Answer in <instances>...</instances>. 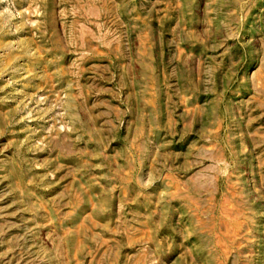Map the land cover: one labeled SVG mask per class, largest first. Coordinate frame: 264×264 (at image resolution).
Listing matches in <instances>:
<instances>
[{
  "label": "rangeland",
  "instance_id": "rangeland-1",
  "mask_svg": "<svg viewBox=\"0 0 264 264\" xmlns=\"http://www.w3.org/2000/svg\"><path fill=\"white\" fill-rule=\"evenodd\" d=\"M0 264H264V0H0Z\"/></svg>",
  "mask_w": 264,
  "mask_h": 264
}]
</instances>
